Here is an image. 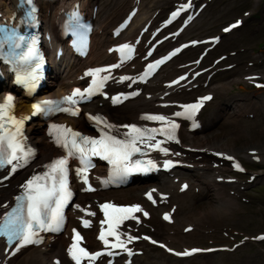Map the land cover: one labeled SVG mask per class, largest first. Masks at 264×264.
I'll return each instance as SVG.
<instances>
[{"label":"snow or ice","instance_id":"6c2138e0","mask_svg":"<svg viewBox=\"0 0 264 264\" xmlns=\"http://www.w3.org/2000/svg\"><path fill=\"white\" fill-rule=\"evenodd\" d=\"M29 5L32 0H25ZM190 7V4L181 5L179 9L172 12V17L180 15L181 11ZM34 11V10H33ZM32 14L31 12L29 13ZM134 15V13H133ZM72 19L75 21L72 28L77 36V45L84 44V33L87 31L86 26L79 23L78 12L72 13ZM170 22V21H169ZM237 25L233 24L235 28ZM228 31V29H225ZM23 40V37H18ZM19 47V44H16ZM111 51V49H110ZM120 53L121 62L131 59L134 49L125 43L116 49ZM179 51V49L177 50ZM34 47H29L25 55L21 59L27 60L35 56ZM150 54V53H149ZM175 55V53H173ZM164 63L159 60L155 64H149V72ZM120 67V64H114L109 67L90 69L85 76L90 77V84L84 89L74 88L71 94L66 95L62 100H45L32 105L33 113L48 115L53 112L67 113L73 117L81 114L80 105L84 101H90L95 95H104L103 90L109 79H113L110 75H101L102 73H111L114 68ZM145 72L139 77L144 80L149 74ZM34 77L23 78L21 82L28 83ZM120 81H131L135 83L132 77L122 76ZM184 79V77H181ZM173 83H178L174 81ZM264 87V85H257ZM132 92L130 95H137ZM123 96V99H127ZM210 95L200 97L197 102L180 105L181 111L172 113L171 116L165 114H144L141 120L154 122L157 127H148L144 125L131 124H114L110 123L101 115L87 114V118L92 121L99 131L97 137L84 135L74 131L72 128L62 124H51L48 135L53 138L55 145L60 147L64 152L58 158L53 159L47 165L45 170L39 174H34L26 183L22 185L23 193L15 197L16 206L11 212H8L0 223V238L5 239V252L9 255H15L23 248L40 242V234L42 232H59L64 225V209L71 202L73 192L70 188V171H74L84 187L82 191L93 192L96 189L92 186L89 178L90 169L95 167L93 157H98L106 161L110 166L109 176L103 181L105 185L116 183L123 184L129 176L134 173H149L158 168L157 161L152 158V152H158L165 157L169 155H180V153H171L170 149L163 145L168 142L180 143L178 138V130L181 125L177 122L179 118L191 122V128L199 127L196 116L205 101L211 100ZM112 103L122 102L121 96L111 97ZM14 98L12 95L4 97L0 103V171L7 169L8 174L0 176V183L10 179L18 169L26 167L35 156V151L23 142V127L25 121L30 117L17 118L13 114ZM162 137V139L158 138ZM217 155L224 156L223 153ZM146 157V158H142ZM228 160H233L232 156H224ZM70 160H76L78 166L70 170ZM163 168L168 169L174 166V161L165 159ZM234 167L243 171L241 166L236 163ZM188 185L182 186V191L187 189ZM157 190L152 189L146 193L147 199L153 204L157 201L154 199L153 193ZM166 198L162 194V199ZM75 208L85 213L86 216L94 217L96 213L88 209L75 205ZM100 210L104 214V219L100 221L101 230L98 239L104 244L105 251L95 253L89 252L81 246L83 239L81 233L73 228L71 237L72 243L67 249V253L74 264H83L84 260L90 262L96 261L99 257L107 255L109 257L118 255L116 250L133 255L128 244L134 240L141 239L131 234V231H122V226L126 221H135L139 224L140 218L136 215L142 213L147 217L149 213L145 211L141 205L135 204L131 206H117L112 202H105L99 205ZM84 228L91 226V221L80 217ZM163 219L168 221L170 215L165 213ZM104 225H107L105 228ZM109 237L114 238L109 240ZM143 239H150L145 236ZM264 240V236L258 237ZM153 244L157 241L153 240ZM164 247V245H161ZM171 251V250H170ZM201 251L193 249L191 252L185 251L182 255H190L193 252ZM178 255L180 253H177ZM54 264H61L60 260H56ZM109 264H112L109 261Z\"/></svg>","mask_w":264,"mask_h":264},{"label":"bare ground","instance_id":"6f19581e","mask_svg":"<svg viewBox=\"0 0 264 264\" xmlns=\"http://www.w3.org/2000/svg\"><path fill=\"white\" fill-rule=\"evenodd\" d=\"M129 0H107L106 4L104 5V8L106 9L107 13L110 14L112 12V10L114 9L115 12L119 9V8H123L126 3H128ZM164 4V3H163ZM96 5L95 2L93 1H90V0H84L82 6L85 8L86 11H88L89 13H91L92 11V7ZM62 7V5H61ZM157 8H159V10H161V12L163 13L166 9V5H163V6H158ZM91 10V11H90ZM57 12L55 13V16H57ZM108 26V24H105L103 26H101V28H103L104 30L106 29V27ZM114 27L113 23L110 25V27L108 29H106V31L104 33H102V35L100 36V40L98 43H96L95 41V44L94 46L92 47L90 53H89V56L87 57L86 60H83L82 62V65L80 66V69H83L84 67H87V62H88V59L90 57H94L96 59H100V60H104V61H109L111 59V56H107L106 53H104V55H100L99 52H100V48L102 47V44H104L105 42H109L111 41V38L110 36H106V33H108V31H110L112 28ZM126 36L129 37V34L126 33ZM180 73V72H179ZM77 75V71L74 73L73 77H75ZM166 78H168V80L170 81L171 78H173L172 76H166ZM152 88V85H149L147 86V90H151ZM182 96V95H181ZM127 108H122V111L123 113H126L127 112ZM205 117H211L209 115H206ZM208 118V119H209ZM201 121H202V118H201ZM203 122V121H202ZM213 121H209L207 120V122H203V129H208L209 128V125L210 123H212ZM215 125H213V127L211 128H214ZM202 129V130H203ZM201 134V133H199ZM45 149L48 148V146H45L44 147ZM56 153V151L52 148L48 149L47 151H45L42 156L40 157V162H43L45 161L46 159H48L51 155H54ZM99 162H103V160L101 159H97ZM180 171H177L176 174H179ZM131 184H136V183H131ZM1 249H0V257H1ZM30 258V257H29Z\"/></svg>","mask_w":264,"mask_h":264},{"label":"rangeland","instance_id":"374dc122","mask_svg":"<svg viewBox=\"0 0 264 264\" xmlns=\"http://www.w3.org/2000/svg\"><path fill=\"white\" fill-rule=\"evenodd\" d=\"M263 39H264V35L262 36V39L260 41H262ZM260 41H258V42H260ZM254 48L256 49L257 46L254 45ZM257 145H260V142H257ZM262 147H264V145H262ZM253 189L254 190L251 192L252 194H255V193L262 194V193H264V189H261L260 185L254 186ZM258 201H259V198H256L255 205L257 204ZM213 202H214V199H212V203ZM255 205H254L253 208H255ZM244 217H248V219L245 220ZM232 224L236 228L244 230V231H246L248 233H256L257 231L264 230V228L260 227L259 219L253 217L250 212L246 216L234 217L233 220H232ZM263 251H264V246H260V245L252 246L249 249H247L245 252H243L240 255H238V257L236 259H234V257H232V256H225V262H227L229 264H245V262L248 261V262H250L252 264H264V257L262 256V252ZM246 256L251 257V258L248 259V258H246ZM239 257L240 258L244 257V259L240 260ZM213 263L220 264V261L215 258L213 260Z\"/></svg>","mask_w":264,"mask_h":264}]
</instances>
